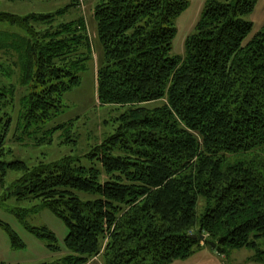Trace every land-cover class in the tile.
I'll return each mask as SVG.
<instances>
[{
    "label": "trees",
    "instance_id": "16d2710c",
    "mask_svg": "<svg viewBox=\"0 0 264 264\" xmlns=\"http://www.w3.org/2000/svg\"><path fill=\"white\" fill-rule=\"evenodd\" d=\"M255 5L207 0L183 58L169 52L172 21L185 0L95 6L104 56L95 72L96 99L124 109L115 133L89 155L109 180L100 184L94 170L70 158L32 169L0 161L1 176L21 174L14 183L19 199H38L67 227L68 255L55 264H87L99 255L104 264H168L209 243L264 259V26L243 44L252 24L242 19ZM31 19L50 23L53 16L0 15L27 33L5 45L21 61L19 86L31 90L21 99L24 117L37 123L54 116L63 93L79 85L75 71L90 59L91 45L83 18L43 32L29 26ZM0 89L5 98L15 88ZM3 143L0 134V159ZM118 149L126 154L113 156ZM199 196L213 203L199 223L204 241L192 233ZM3 228L13 248L24 246ZM29 231L55 241L46 229Z\"/></svg>",
    "mask_w": 264,
    "mask_h": 264
},
{
    "label": "rangeland",
    "instance_id": "374dc122",
    "mask_svg": "<svg viewBox=\"0 0 264 264\" xmlns=\"http://www.w3.org/2000/svg\"><path fill=\"white\" fill-rule=\"evenodd\" d=\"M186 9L172 21L175 36L171 42L170 57L185 56V40L195 33V25L201 17L207 0H185ZM226 2L227 0H216ZM70 0H0V15L11 14L21 18L30 15L53 16L50 23L31 19L29 26L43 32L55 29L59 25L83 18L91 45V57L78 68L75 74L80 83L77 87L63 93L62 108L49 120L29 123L25 119L24 105L21 99L30 94L29 88L18 84L21 61L11 53L6 43L17 36L25 38V29L0 21V86L7 89L5 98L0 97V134L3 136L4 156L0 159L5 164L24 163L32 169L42 164L57 163L70 158L74 166L96 172L97 181L103 184L110 175L102 168L99 161L90 158L92 150L101 145L115 133L118 117L123 108L101 105L95 95V72L104 65L103 49L97 36L94 8L101 0H82L69 7ZM67 7V8H66ZM242 19L252 24V30L243 44L250 41L264 26V0H256L251 14ZM0 89V93H1ZM153 103L150 107L159 106ZM123 150L112 151L113 156H124ZM253 156L233 157L231 161L250 160ZM21 174L7 171L0 172V264H55L68 255L64 240L68 229L63 221L48 209L43 208L38 199L18 198L15 181ZM83 200L85 198H82ZM213 203H208L199 196L196 202V224L192 233L201 237L199 223ZM8 226L23 243L22 248H13L11 240L3 228ZM29 229H46L55 241L38 238ZM44 232H40L43 234ZM205 238V236H203ZM52 245L53 248L49 246ZM203 245V244H202ZM87 264H104L101 255ZM168 264H264L255 257V252L248 249L225 250L221 252L215 246L205 244L193 249V254L185 259H178Z\"/></svg>",
    "mask_w": 264,
    "mask_h": 264
},
{
    "label": "water",
    "instance_id": "95a60500",
    "mask_svg": "<svg viewBox=\"0 0 264 264\" xmlns=\"http://www.w3.org/2000/svg\"><path fill=\"white\" fill-rule=\"evenodd\" d=\"M190 238H192V239H196L197 237L193 235V236H190ZM204 239H205V238H204L203 236L200 237V240H204ZM209 245H210L211 247H213V248H215V246H216V245L213 244V243H209Z\"/></svg>",
    "mask_w": 264,
    "mask_h": 264
},
{
    "label": "built area",
    "instance_id": "2783aa9c",
    "mask_svg": "<svg viewBox=\"0 0 264 264\" xmlns=\"http://www.w3.org/2000/svg\"><path fill=\"white\" fill-rule=\"evenodd\" d=\"M79 2H81L82 0H78Z\"/></svg>",
    "mask_w": 264,
    "mask_h": 264
}]
</instances>
